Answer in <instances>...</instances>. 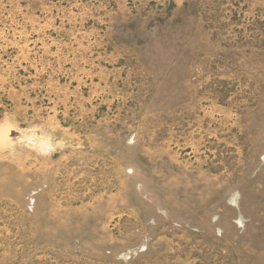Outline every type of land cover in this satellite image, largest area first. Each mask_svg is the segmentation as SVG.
Masks as SVG:
<instances>
[{
	"label": "rangeland",
	"instance_id": "374dc122",
	"mask_svg": "<svg viewBox=\"0 0 264 264\" xmlns=\"http://www.w3.org/2000/svg\"><path fill=\"white\" fill-rule=\"evenodd\" d=\"M0 264H264V0H0Z\"/></svg>",
	"mask_w": 264,
	"mask_h": 264
}]
</instances>
